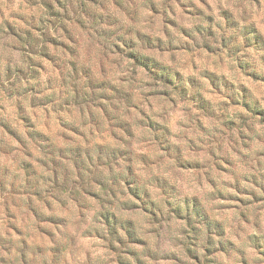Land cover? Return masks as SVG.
<instances>
[{"label": "clouds", "instance_id": "clouds-1", "mask_svg": "<svg viewBox=\"0 0 264 264\" xmlns=\"http://www.w3.org/2000/svg\"><path fill=\"white\" fill-rule=\"evenodd\" d=\"M0 264H264V0H0Z\"/></svg>", "mask_w": 264, "mask_h": 264}]
</instances>
